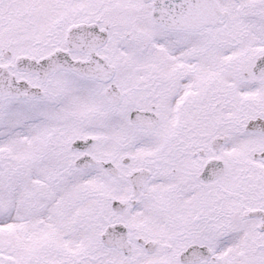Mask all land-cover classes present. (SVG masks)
Instances as JSON below:
<instances>
[{
    "label": "snow or ice",
    "instance_id": "1",
    "mask_svg": "<svg viewBox=\"0 0 264 264\" xmlns=\"http://www.w3.org/2000/svg\"><path fill=\"white\" fill-rule=\"evenodd\" d=\"M0 264H264V0H0Z\"/></svg>",
    "mask_w": 264,
    "mask_h": 264
}]
</instances>
